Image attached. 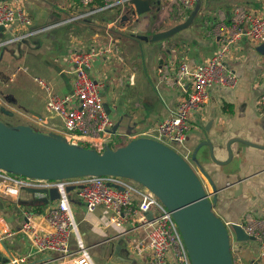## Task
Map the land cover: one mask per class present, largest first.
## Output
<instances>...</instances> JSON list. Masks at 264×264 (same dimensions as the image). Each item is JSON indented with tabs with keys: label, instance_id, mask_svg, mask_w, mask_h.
I'll list each match as a JSON object with an SVG mask.
<instances>
[{
	"label": "crops",
	"instance_id": "crops-1",
	"mask_svg": "<svg viewBox=\"0 0 264 264\" xmlns=\"http://www.w3.org/2000/svg\"><path fill=\"white\" fill-rule=\"evenodd\" d=\"M148 1V18L136 19L129 14L127 21L117 23L115 20L129 6V1L124 6L112 7L119 11L113 18L108 10L111 8L91 9L93 5H84L79 0H22L32 23L15 28L14 32L27 35L2 44L13 32L5 28L0 31V61L10 58L8 65L14 64L0 85L10 100L13 110L7 109L13 111L11 115L16 113L32 120L44 132H59L56 126L62 119L46 109V100L51 91H71L70 52L112 36L120 43L124 60L99 59L93 72L105 82L103 99L117 126L116 130L113 127L112 137L124 144L131 138L143 136V130L168 117L178 101L186 96L185 88L177 81L178 66L182 61L192 66L219 49L221 40L216 24L221 19L230 21L238 5L255 12L264 11V0H196L188 9L178 0ZM100 12H104L105 24L94 20ZM59 21L62 23L54 28L42 29ZM156 32H164L165 36L150 40ZM261 44L243 37L231 48L227 63L237 74V84L212 88L208 102L192 112L187 139L179 144L182 152H189L191 157L198 143L209 138L216 158L225 160L229 155L226 143L233 139V158L225 165L210 157L208 145L198 151L218 187L214 210L226 222L245 223L247 217L264 216V148L259 146L264 145V107L258 102L264 91V44ZM37 62L40 69L50 67L48 75L35 69ZM205 183L211 191L206 178ZM73 190L75 196H70L73 210L75 214V210L78 211L82 220L80 234L95 264V256L102 258L104 264H148L149 256L139 254L134 246V239L146 234L145 225L136 220L118 225L111 221L110 213L103 206L87 212ZM134 195L140 196L137 192ZM53 201L49 194L41 196L39 192L26 189L20 190L18 195L1 194L0 216L6 223L0 221V233L6 229L11 232L4 238L5 245L0 244V254L8 257L11 252L14 258L19 260L23 256L29 263L57 256L56 252H37L18 232L26 211L39 212L36 209L42 208V212ZM70 245L76 248L75 236L71 237ZM232 248L234 264H264L256 239L234 240Z\"/></svg>",
	"mask_w": 264,
	"mask_h": 264
},
{
	"label": "built area",
	"instance_id": "built-area-1",
	"mask_svg": "<svg viewBox=\"0 0 264 264\" xmlns=\"http://www.w3.org/2000/svg\"><path fill=\"white\" fill-rule=\"evenodd\" d=\"M79 1L84 5L102 1L101 8L108 9L124 6L128 0ZM178 1L185 9L191 8L196 2V0ZM118 21L119 17L115 22ZM31 23L32 18L22 0L0 2V26L3 25L5 29L13 32L10 39H6L3 43L1 41L2 44L26 36L27 34L17 35L14 29ZM61 23V21L54 22L42 29H51ZM216 28L221 40L219 49L210 57L195 62L192 66L187 61L180 62L177 81L185 88L186 96L178 101L168 117L146 128L141 135L156 138L174 147L187 139L191 127V114L208 102L212 88L217 85L234 87L237 84V74L227 63L231 48L243 37L264 43V11L255 12L238 5L233 9L231 20L226 22L221 19L216 24ZM99 59L109 62L115 59L124 60L123 49L114 37L111 36L101 43L95 42L90 46L78 47L70 52L68 61L71 63L73 74L72 89L66 93L51 91L46 100V109L60 116L66 137L70 142L85 141L90 147L103 151L106 145L121 144L112 137L114 120L105 106L102 93L105 82L93 72L94 64ZM258 102L264 107V91L258 97ZM183 154L190 157L189 152ZM116 184H121L124 188L121 189ZM68 185H75L74 189L87 212H93L103 206L110 213L111 221L118 225L133 220L145 225L146 234L143 238L134 239V246L139 254L149 256L148 264H191L185 241L172 211L154 192L139 182L113 175L45 179L15 174L0 168V195H18L20 190L26 187L48 189L56 187L59 191V197L54 199L44 211H26L24 221L18 229L37 252L58 254L43 261H50L52 264H95L80 234L70 191L67 190ZM135 192L140 196L135 197ZM39 194L47 195L41 192ZM150 210L154 215L152 219L148 217ZM247 219V222L242 224L248 234L255 236L260 254L264 255V216L247 217ZM0 221L6 223L2 216ZM10 232L11 230L6 229L5 232L0 233V244L5 245L4 238ZM72 236L76 238V248L70 245ZM19 262L38 264L40 261L29 263L23 256L18 260L9 255L8 261L2 264Z\"/></svg>",
	"mask_w": 264,
	"mask_h": 264
},
{
	"label": "water",
	"instance_id": "water-1",
	"mask_svg": "<svg viewBox=\"0 0 264 264\" xmlns=\"http://www.w3.org/2000/svg\"><path fill=\"white\" fill-rule=\"evenodd\" d=\"M128 1L130 4L121 13L120 22L127 21L129 14L135 15L136 19L149 17L148 0ZM2 30L3 25L0 26ZM163 36L164 32H156L150 40H159ZM1 110L13 113L4 106ZM237 139L253 144L243 138ZM232 141L226 143L229 155L225 160L216 158L214 144L209 138L201 140L189 158L173 145L149 136L131 138L117 147L106 145L100 151L70 142L59 132H44L31 124L6 123L0 119V168L45 179L113 175L137 181L154 192L172 211L191 264H234V240H255V236L248 234L241 222H226L215 212L218 187L198 156L201 146L208 145L210 157L225 165L233 158ZM259 146L264 148V145ZM204 177L212 186L211 191ZM116 185L124 188L121 184ZM74 188L75 185L67 186L68 191ZM26 190L47 193L52 200L59 197L56 187H26ZM148 217H154L151 210ZM10 256L14 258L11 252ZM4 260L6 262L8 257L0 254V264Z\"/></svg>",
	"mask_w": 264,
	"mask_h": 264
},
{
	"label": "rangeland",
	"instance_id": "rangeland-1",
	"mask_svg": "<svg viewBox=\"0 0 264 264\" xmlns=\"http://www.w3.org/2000/svg\"><path fill=\"white\" fill-rule=\"evenodd\" d=\"M97 6H99L98 4L96 5V6H91V7H89V8H95V7H97ZM108 10H110V13L113 15V18L115 17V16H117V14H118V10L116 11V10H113V8H111V9H108ZM94 18V17H93ZM94 20H95V22H100V24H105V19H104V12H100V13H97V15L95 16V18H94ZM10 58H5V59H3L4 61L3 62H1L0 61V85H1V81H4L5 79H6V75L7 74H9L10 73V71L13 69V67H14V64L13 63H10L9 65H8V61L7 60H9ZM5 64V65H4ZM36 64H38V62L37 63H34V65H36ZM35 67V69L37 70V71H39L40 73H43L44 75H46L47 74V70H49L50 69V67L48 66V67H45L44 66V68H42V69H40L39 68V66L38 65H36V66H34ZM48 75V74H47ZM58 90H59V88H58ZM5 93L0 89V98L2 99H0V119L2 120V121H4V122H6V123H21V122H27V121H29V122H31L32 123V120H30V119H27L26 117H24V116H22V115H19V114H17L16 115V113H15V115H11V114H8V113H6L5 111H2L1 110V106H5L6 108H9V109H12V107H11V103H10V100H9V98H6L5 97V95H4ZM13 106V105H12ZM13 110V109H12ZM31 116H33L32 114H30ZM35 116H33V118H34ZM36 118V117H35ZM38 119V118H37ZM34 122V121H33ZM58 122V121H57ZM54 123H56V121L54 122ZM31 125H33L34 127H36V124H34V123H32ZM38 128V127H37ZM56 128H57V130L59 131V133H61V134H63V135H65L66 136V131L64 130V128H63V125H62V123L59 121V123H58V125L56 126ZM115 141H118V139H115ZM113 145V147H116L117 145L114 143V144H112ZM122 145V144H121ZM176 148H178L180 151H183L184 152V150H182V149H180L179 148V145H176L175 146ZM73 191L74 190H71L70 191V193H69V195L73 198L74 196H75V194L73 193ZM75 212H76V217H75V219H76V221H77V224H78V227H79V230H80V232H82V220L80 219V215L78 214V211H76L75 210ZM95 259H96V262H97V264H104L105 262H103V259L102 258H100V257H98V256H95ZM40 262H39V264H52L51 262H49V261H42V260H39ZM5 262V260L2 262V263H4ZM1 263V264H2Z\"/></svg>",
	"mask_w": 264,
	"mask_h": 264
},
{
	"label": "trees",
	"instance_id": "trees-1",
	"mask_svg": "<svg viewBox=\"0 0 264 264\" xmlns=\"http://www.w3.org/2000/svg\"><path fill=\"white\" fill-rule=\"evenodd\" d=\"M99 5V6H102L103 5V2L102 1H95L94 3H92L91 5L93 6H96V5ZM83 145L87 146V147H90V144L88 142H85V141H80ZM112 145V144H111ZM113 146V145H112ZM42 208H37L36 211H41Z\"/></svg>",
	"mask_w": 264,
	"mask_h": 264
}]
</instances>
